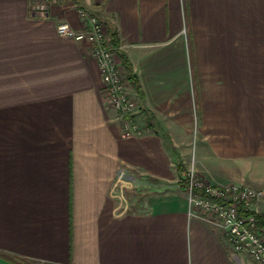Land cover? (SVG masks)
<instances>
[{"label":"crops","instance_id":"crops-1","mask_svg":"<svg viewBox=\"0 0 264 264\" xmlns=\"http://www.w3.org/2000/svg\"><path fill=\"white\" fill-rule=\"evenodd\" d=\"M80 9L117 32L143 135L59 33ZM179 162L264 189V0H0V264H257L189 216Z\"/></svg>","mask_w":264,"mask_h":264},{"label":"built area","instance_id":"built-area-1","mask_svg":"<svg viewBox=\"0 0 264 264\" xmlns=\"http://www.w3.org/2000/svg\"><path fill=\"white\" fill-rule=\"evenodd\" d=\"M34 8L45 13L44 6ZM79 14L86 21L85 28L78 30L68 22H61L59 33L89 46L90 55L97 60L101 71L108 95L107 104L121 120L123 137L143 135L149 128L136 119L139 106L120 72L117 51L107 43L105 24L85 9H80ZM129 177L128 170L118 171L112 196L123 198L118 193L126 186ZM185 179L179 182L189 202V216L201 217L213 223L222 230L225 242L235 253L247 254L255 263L264 264V189L239 182L208 183L197 174L193 165Z\"/></svg>","mask_w":264,"mask_h":264},{"label":"trees","instance_id":"trees-1","mask_svg":"<svg viewBox=\"0 0 264 264\" xmlns=\"http://www.w3.org/2000/svg\"><path fill=\"white\" fill-rule=\"evenodd\" d=\"M108 31V30H107ZM107 43L110 44L116 51L118 56L121 58L122 61V65L127 69V79L136 86L137 84V80H136V76L132 73L131 71V64L130 62L127 60V58L125 57L124 54H122L119 51V43H118V36H117V32L113 29L110 30L109 32V39L107 38ZM178 168L179 170H182V164L179 162L178 164ZM181 180H185L186 179H181Z\"/></svg>","mask_w":264,"mask_h":264},{"label":"rangeland","instance_id":"rangeland-1","mask_svg":"<svg viewBox=\"0 0 264 264\" xmlns=\"http://www.w3.org/2000/svg\"><path fill=\"white\" fill-rule=\"evenodd\" d=\"M119 64H120V59H119ZM121 69V68H120ZM123 76V75H122ZM123 79L125 80V81H127L124 77H123ZM199 139V136H197L196 135V133H195V131H194V133L192 134V136H191V146H192V149H191V151L193 152V151H195V147H196V143H197V140ZM188 161H189V158L187 159ZM192 164V163H191ZM183 169H184V178L186 177V171L187 170H185L186 169V167L185 166H183V168H182V171H183ZM196 169V168H195ZM183 177H181V179H184ZM180 179V180H181Z\"/></svg>","mask_w":264,"mask_h":264}]
</instances>
